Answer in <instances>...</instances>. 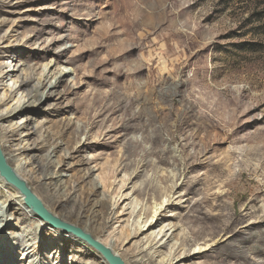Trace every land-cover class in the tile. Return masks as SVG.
<instances>
[{"label": "rangeland", "instance_id": "obj_1", "mask_svg": "<svg viewBox=\"0 0 264 264\" xmlns=\"http://www.w3.org/2000/svg\"><path fill=\"white\" fill-rule=\"evenodd\" d=\"M49 62L71 74L40 101ZM14 66L35 97L2 147L27 119L40 156L61 143L62 195L25 176L55 214L100 218L124 264H264V0H0V111L25 95ZM15 208L0 264H104Z\"/></svg>", "mask_w": 264, "mask_h": 264}, {"label": "bare ground", "instance_id": "obj_2", "mask_svg": "<svg viewBox=\"0 0 264 264\" xmlns=\"http://www.w3.org/2000/svg\"><path fill=\"white\" fill-rule=\"evenodd\" d=\"M68 47H64L62 50H65ZM52 64L55 65V63L49 62L48 65H46V68L43 69L42 73L40 74L39 78L36 81V85L33 87V92L36 95L40 94V101L42 99L48 100V98H51L55 94L49 93L52 89H55L58 87L59 83L67 76H69L70 70L67 68H61L58 70L56 74H50L48 68L52 66ZM18 65V64H17ZM15 74L14 77H17L19 79L20 69L18 66H14ZM10 75L9 71H0V76L2 75ZM16 85L17 90H13ZM30 85V77L28 75H25L21 77V79L17 82H13L10 85L7 86V92L11 94L16 93V91H24L25 95L22 97H18L17 101L14 103L13 106L5 109L4 111H0V123H8V128L1 129L0 131V151L4 158L5 164L13 175L22 183L24 186L33 194V196L40 202L43 209L49 213L51 216L55 217L59 222L72 226L76 229H79L83 234H86L91 237L94 241L102 244L104 247L109 249L114 255H116L120 259V255L115 251L114 243L107 242L105 240H102L103 236V228L104 224L102 221H100V218H95L91 223H85L83 226H78L76 222H70L68 217L69 214H61L57 215L54 213L51 207H49L44 201L40 198V196L31 189L26 177H31L33 174V171L36 170L38 175H40L41 180H49L51 183V189L53 192V196L55 195H62L65 191V184L68 176H65L64 172V164L63 161H59L56 156V151H58L59 146L61 143H57L54 147L49 148L46 152L45 156H40L39 151L43 148V140L40 137L36 136V131L38 129V124H33L31 121L24 120V123H22L20 129V136L25 138L21 142H24V146L21 148H17L16 150H11V146H8L7 150H10L7 152L3 150L2 147V138L5 134L10 132L9 123L13 121L15 118H18L19 114L27 110L29 107L33 106V98L35 95L33 92L28 91V87ZM45 88L43 92H39L40 89ZM23 93V92H22ZM4 100V94L0 97V103ZM4 104V103H2ZM39 105L41 103L39 102ZM23 121V119H21ZM34 121V120H33ZM12 123V122H11ZM13 132V131H12ZM23 144V143H22ZM81 144V141L78 143L79 147ZM83 144V143H82ZM2 149V150H1ZM74 152H78V149H76ZM64 159H73L72 153L65 152L63 155ZM32 167V168H30ZM27 168H29L27 170ZM26 176V177H25ZM15 187L11 186L4 177L0 175V193L2 192L3 195L0 194V199H2V202H0V230L3 226H6L9 224L10 220L6 214L5 210L8 206H16V210L20 212L21 216H25L27 219L34 220L38 223V227H47V225H50L46 223L45 221L41 220L37 213L34 211V209L30 206H27L25 204V197L16 189L14 191ZM95 188V187H94ZM98 188V187H97ZM65 201V199L59 200V203ZM67 202L71 203L74 201L72 195L67 197ZM97 207V206H96ZM153 219V217H152ZM157 223V220L154 222V225ZM153 226V225H152ZM50 227L54 228L51 229V233H53L54 238H56V241L59 243H62V253L67 251V248H82L88 250L91 255L97 256L102 260V263L105 264L103 261V258L97 253L93 248H91L85 241L81 240L80 238L76 237L73 238V234L69 235L66 233L65 230L58 227H53L50 225ZM151 229V222L149 226L146 229V232ZM29 234V233H28ZM71 234V233H70ZM16 236V235H15ZM136 234L131 235L130 232H128L127 238L135 237ZM25 235H22L21 238L18 237L19 240H23ZM17 238V237H16ZM111 240V239H110ZM58 243V244H59ZM25 246V245H24ZM23 245L20 246V249H17L19 252H22V254L25 255L26 258H32L36 256V252L33 250H27L25 251L23 249ZM59 246V245H58ZM25 248V247H24ZM31 248V247H30ZM60 249V248H59ZM14 250V251H16ZM11 253V252H10ZM9 253V254H10ZM11 262V261H10ZM78 264L81 263V261L77 262Z\"/></svg>", "mask_w": 264, "mask_h": 264}, {"label": "water", "instance_id": "obj_3", "mask_svg": "<svg viewBox=\"0 0 264 264\" xmlns=\"http://www.w3.org/2000/svg\"><path fill=\"white\" fill-rule=\"evenodd\" d=\"M0 175L5 178V180L13 187H15L24 197L25 204L34 209L39 218L53 227L62 228L68 233L85 241L91 248H93L106 264H124L121 259L114 255L109 249L104 247L102 244L91 239L90 236L83 234L79 229L72 226L63 224L59 222L55 217L47 213L40 202L33 196V194L22 184L11 172L9 167L5 164L4 158L0 151Z\"/></svg>", "mask_w": 264, "mask_h": 264}]
</instances>
